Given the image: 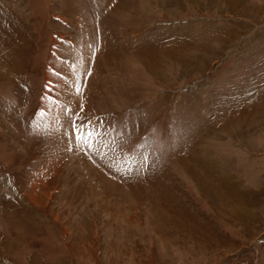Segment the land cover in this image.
Masks as SVG:
<instances>
[{
    "label": "rangeland",
    "instance_id": "1",
    "mask_svg": "<svg viewBox=\"0 0 264 264\" xmlns=\"http://www.w3.org/2000/svg\"><path fill=\"white\" fill-rule=\"evenodd\" d=\"M0 264H264V0H0Z\"/></svg>",
    "mask_w": 264,
    "mask_h": 264
},
{
    "label": "snow or ice",
    "instance_id": "2",
    "mask_svg": "<svg viewBox=\"0 0 264 264\" xmlns=\"http://www.w3.org/2000/svg\"><path fill=\"white\" fill-rule=\"evenodd\" d=\"M78 130H79V129H78V127H77V131H78ZM85 135H87V136H91L92 133L82 134L81 136H78L77 139H78V140H80V139H85ZM85 142L88 143V141H87L86 139H85ZM89 146H91L90 143H89Z\"/></svg>",
    "mask_w": 264,
    "mask_h": 264
}]
</instances>
